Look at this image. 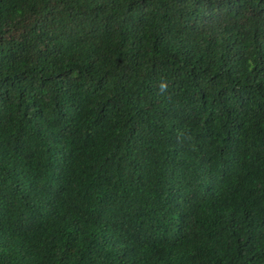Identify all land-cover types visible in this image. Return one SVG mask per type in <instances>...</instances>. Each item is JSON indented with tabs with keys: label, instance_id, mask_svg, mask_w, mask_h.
<instances>
[{
	"label": "trees",
	"instance_id": "trees-1",
	"mask_svg": "<svg viewBox=\"0 0 264 264\" xmlns=\"http://www.w3.org/2000/svg\"><path fill=\"white\" fill-rule=\"evenodd\" d=\"M0 264H264V0H0Z\"/></svg>",
	"mask_w": 264,
	"mask_h": 264
}]
</instances>
